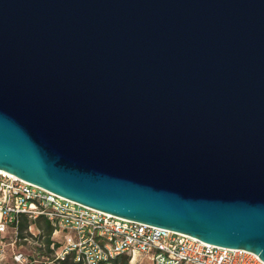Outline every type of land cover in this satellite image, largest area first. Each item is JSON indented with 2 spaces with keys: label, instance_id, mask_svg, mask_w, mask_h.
I'll return each mask as SVG.
<instances>
[{
  "label": "water",
  "instance_id": "95a60500",
  "mask_svg": "<svg viewBox=\"0 0 264 264\" xmlns=\"http://www.w3.org/2000/svg\"><path fill=\"white\" fill-rule=\"evenodd\" d=\"M0 169L264 260V0H0Z\"/></svg>",
  "mask_w": 264,
  "mask_h": 264
},
{
  "label": "built area",
  "instance_id": "2783aa9c",
  "mask_svg": "<svg viewBox=\"0 0 264 264\" xmlns=\"http://www.w3.org/2000/svg\"><path fill=\"white\" fill-rule=\"evenodd\" d=\"M44 217L54 229V260L73 252L83 264H113L125 253L134 262L152 257L153 264H264L256 253L202 241L161 226L124 218L65 198L41 185L0 169V264H29L24 252L15 249L22 216ZM29 227L32 228V225ZM11 240L7 241V237ZM13 246L12 261L7 259ZM49 264H54L50 261Z\"/></svg>",
  "mask_w": 264,
  "mask_h": 264
},
{
  "label": "rangeland",
  "instance_id": "374dc122",
  "mask_svg": "<svg viewBox=\"0 0 264 264\" xmlns=\"http://www.w3.org/2000/svg\"><path fill=\"white\" fill-rule=\"evenodd\" d=\"M42 230L36 226L32 225V228L28 226L24 232H19L18 237L16 238L14 244L15 249L24 252L27 259H29V264H49L50 261H54V264H63L58 263L57 260H54L55 249L57 245L53 248L52 243L49 244L46 241V236L41 234ZM7 237V241L11 240V237ZM52 241L56 238V235L53 233L51 237ZM12 252L13 246H8L7 259L12 261ZM130 264H153L152 257L149 256H138L135 258L134 262L130 261Z\"/></svg>",
  "mask_w": 264,
  "mask_h": 264
},
{
  "label": "trees",
  "instance_id": "16d2710c",
  "mask_svg": "<svg viewBox=\"0 0 264 264\" xmlns=\"http://www.w3.org/2000/svg\"><path fill=\"white\" fill-rule=\"evenodd\" d=\"M30 225H36L38 229L40 228L42 230L41 234L46 236L47 243H52L51 237L54 233L55 228H53V226L47 219H45L44 217L30 219L27 215L24 214L18 224L19 232H24V230H26ZM65 258L66 259L64 260L58 261V263L62 262L63 264H83L82 262H78L75 260L73 252H70L69 255H67ZM130 259L131 256L125 253H120L115 256L113 264H130Z\"/></svg>",
  "mask_w": 264,
  "mask_h": 264
},
{
  "label": "bare ground",
  "instance_id": "6f19581e",
  "mask_svg": "<svg viewBox=\"0 0 264 264\" xmlns=\"http://www.w3.org/2000/svg\"><path fill=\"white\" fill-rule=\"evenodd\" d=\"M12 174V173H11ZM14 175V174H13Z\"/></svg>",
  "mask_w": 264,
  "mask_h": 264
}]
</instances>
